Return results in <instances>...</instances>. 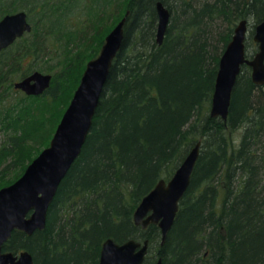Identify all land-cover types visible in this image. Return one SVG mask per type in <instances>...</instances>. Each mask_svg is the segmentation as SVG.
Returning a JSON list of instances; mask_svg holds the SVG:
<instances>
[{"label":"trees","instance_id":"16d2710c","mask_svg":"<svg viewBox=\"0 0 264 264\" xmlns=\"http://www.w3.org/2000/svg\"><path fill=\"white\" fill-rule=\"evenodd\" d=\"M157 1L0 0V18L25 10L32 23L0 52V124L8 135L0 163L12 157L0 172V188L49 145L86 62L129 11L93 126L45 229L30 236L15 230L4 251L27 249L35 264H97L106 239L148 238L143 264L159 258L163 264H264V85L252 80L248 65L227 120L210 114L220 58L242 19L250 21L247 57L258 50L253 33L264 20V0H161L172 11L161 45ZM80 8L99 16L71 29L66 23ZM50 49L57 57V66L45 67L50 87L36 96L16 90L14 82L35 71L32 59ZM10 92L17 95L5 105ZM200 139L191 184L161 245L158 225H136L134 211Z\"/></svg>","mask_w":264,"mask_h":264},{"label":"water","instance_id":"95a60500","mask_svg":"<svg viewBox=\"0 0 264 264\" xmlns=\"http://www.w3.org/2000/svg\"><path fill=\"white\" fill-rule=\"evenodd\" d=\"M158 13L157 42L161 45L168 29L171 12L163 1L156 3ZM126 15L106 35L100 53L87 62L81 81L66 108L47 147L27 166L13 183L0 188V264H35L27 250L18 253L4 251V244L15 230L32 235L47 225L49 209L59 186L75 160L80 156L99 106L103 89L114 60L122 48ZM32 30L24 10L5 14L0 19V52ZM249 20L242 19L235 27L219 62L210 114L228 118L231 96L243 65L251 68L253 81L264 85V20L256 24L253 40L258 50L247 57L246 40ZM52 74L35 70L15 81L14 87L28 95H40L51 85ZM201 141L190 149L169 180L161 179L143 197L134 211L137 225L147 228L158 225L162 245L173 228L180 201L187 192L200 156ZM149 240L128 239L104 241L97 264H143L149 253ZM155 264H163L159 258Z\"/></svg>","mask_w":264,"mask_h":264},{"label":"rangeland","instance_id":"374dc122","mask_svg":"<svg viewBox=\"0 0 264 264\" xmlns=\"http://www.w3.org/2000/svg\"><path fill=\"white\" fill-rule=\"evenodd\" d=\"M52 1H54V0H52ZM22 8V6H20V7H18V9H21ZM174 9H175V7H174ZM81 10H84L83 8H80V9H78L76 12H78V13H76V14H74V15H70V18H69V20L67 21V26L69 27V28H71V29H81V28H83L84 27V25L85 24H89V19H92V18H95V17H97V16H99V15H84L83 14V11H81ZM25 11V10H24ZM250 22V21H249ZM79 27H81V28H79ZM29 33V32H28ZM251 33V29L249 30V34ZM23 36H25V35H23ZM22 36V37H23ZM27 36V35H26ZM57 41H55V43H56ZM105 42V41H104ZM104 44V43H103ZM61 44L58 42L57 43V46H60ZM103 46V45H102ZM102 48V47H101ZM51 50V49H50ZM101 50V49H100ZM58 48H56L55 50H54V55L55 56H57L58 54ZM99 53H100V51H99ZM92 59V58H91ZM91 59H89V60H91ZM56 60H57V57L55 58L54 56H53V51L51 50V51H49V53L48 54H43V55H41L39 58H37V59H35V60H33L32 59V63L34 64V68H35V70H38V71H41V72H43V73H49V71H47V69H49V68H45V67H47V66H50V65H55V66H57V62H56ZM88 60V61H89ZM31 60H29V62H30ZM87 61V62H88ZM29 62L26 64V66H28V64H29ZM87 62H86V64H85V68H86V65H87ZM85 68H84V71H85ZM250 69V71H251V68H249ZM248 69V70H249ZM84 71H83V73H84ZM83 75V74H82ZM81 78H82V76H81ZM81 78H80V81H81ZM80 81H79V83H80ZM79 85V84H78ZM78 87V86H77ZM76 87V88H77ZM76 90V89H75ZM75 92V91H74ZM17 94L16 93H12V92H10L9 94H8V98H7V102L5 103V105H7V103H9V101H10V103L11 102H14L13 100H11L12 98H15V96H16ZM73 95H74V93H73ZM73 97V96H72ZM72 97H71V99H72ZM71 99H70V101H71ZM70 103V102H69ZM11 105V104H10ZM57 128V127H56ZM56 130V129H55ZM55 132V131H54ZM54 134V133H53ZM53 137V136H52ZM52 139V138H51ZM8 140V135H7V131H5L4 129H3V127H2V124H0V148L1 147H3V145L5 144V143H7L6 141ZM263 140H264V136H263ZM51 141V140H50ZM237 143V142H236ZM263 143H264V141H263ZM47 147V146H46ZM39 155V153L37 154V155H35L34 156V158L32 159V161L37 157ZM12 158V157H11ZM11 158H8V159H6V160H2V162L0 163V172H1V170H3L4 169V167H5V165H6V163L8 162V161H11ZM3 159V158H2ZM31 161V162H32ZM30 162V163H31ZM29 163V164H30ZM28 164V165H29ZM27 168V167H26ZM19 170V167L16 169V170H12V173H16L17 171ZM26 170V169H25ZM9 171V170H8ZM24 173V172H23ZM136 240H139V239H136ZM141 241V240H140ZM149 249H150V246H149ZM18 252H20V250L19 251H17L16 253H18Z\"/></svg>","mask_w":264,"mask_h":264},{"label":"bare ground","instance_id":"6f19581e","mask_svg":"<svg viewBox=\"0 0 264 264\" xmlns=\"http://www.w3.org/2000/svg\"><path fill=\"white\" fill-rule=\"evenodd\" d=\"M158 1H161V0H158ZM165 4V3H164ZM165 6L170 10V12L172 13V11H171V9H170V7L169 6H167L166 4H165ZM156 10H157V8H156ZM128 12V11H127ZM157 15H158V13H157ZM172 15V14H171ZM253 57V56H252ZM252 57H250V58H252ZM241 72H242V70H241ZM251 77H252V75H251ZM253 80V79H252ZM232 96H233V92H232ZM232 96H231V100H232ZM213 98V97H212ZM94 121V120H93ZM198 141H201V146H202V140L200 139V140H198ZM196 144V143H195ZM194 144V145H195ZM83 150V149H82ZM82 152V151H81ZM81 155V154H80ZM184 160V159H183ZM182 160V161H183ZM181 164V163H180ZM134 222H135V220H134ZM137 225V224H136ZM140 226V225H139ZM45 229V228H44ZM131 239H133V238H131ZM146 239H148V238H146ZM146 239H144V240H146ZM143 240V241H144ZM149 240V239H148ZM166 243V242H165ZM149 245H150V240H149ZM161 245H162V240H161ZM164 245V244H163ZM101 252V251H100ZM33 255V254H32ZM34 256V255H33Z\"/></svg>","mask_w":264,"mask_h":264},{"label":"flooded vegetation","instance_id":"af4514ba","mask_svg":"<svg viewBox=\"0 0 264 264\" xmlns=\"http://www.w3.org/2000/svg\"><path fill=\"white\" fill-rule=\"evenodd\" d=\"M15 83V82H14ZM15 88V87H14ZM16 89V88H15ZM16 90H18V91H21L22 93H24V94H26V95H28L27 93H25L24 91H22V90H19V89H16ZM43 94V93H42ZM41 95V94H40ZM34 96H36V95H34Z\"/></svg>","mask_w":264,"mask_h":264}]
</instances>
